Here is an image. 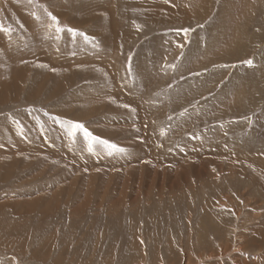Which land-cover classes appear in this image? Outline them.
<instances>
[{"label":"rangeland","instance_id":"obj_1","mask_svg":"<svg viewBox=\"0 0 264 264\" xmlns=\"http://www.w3.org/2000/svg\"><path fill=\"white\" fill-rule=\"evenodd\" d=\"M22 1L0 114L36 137L0 140V264H264V0Z\"/></svg>","mask_w":264,"mask_h":264},{"label":"bare ground","instance_id":"obj_2","mask_svg":"<svg viewBox=\"0 0 264 264\" xmlns=\"http://www.w3.org/2000/svg\"><path fill=\"white\" fill-rule=\"evenodd\" d=\"M0 1H1V4L4 5V7H7L9 5H14V6H11V7L9 6L10 12L14 16H16L17 18L23 19L20 7L24 8L25 4H27V3L23 2L22 0H0ZM86 1H83V4H85V5H82L78 12H77V9L75 7L72 9L71 12H72V16H73L74 19H78V15H79V17L83 20V11H84V9L86 10V15L84 17V20L87 19L89 16L91 18L92 11L90 10V8H89L88 4L86 3ZM209 1L210 0H208V2ZM70 2H72V1H70ZM208 2L206 1V4H208ZM31 11H33L32 7H27L25 9L26 13L27 12H31ZM32 17H33V15L29 16L30 23L26 26V30L24 31L25 34L27 35L28 38H31V37H33V38L34 37H36V38H38V37L45 38L47 36V33L44 30L46 25H44L43 23L35 20ZM101 17L104 19V15H101ZM170 18L171 17H168L167 19L169 20ZM49 34H51V32L48 33V35ZM54 35H56V34H54ZM65 35H67V34H65ZM56 37H57V35H56ZM16 40H17V38H16ZM60 41H61V39H60ZM56 42H59V39H57ZM0 43H3L5 45H7L6 48H9L10 44H14V43L17 44V42H11V38L9 37V34H7L4 30H0ZM0 45H2V44H0ZM8 52H11V51H7L6 53H8ZM8 54H10V53H8ZM30 63L31 64H27V65L34 66L36 68L37 67L43 68L42 60L40 58H34V59L31 60ZM47 68L48 67H47V64H46L44 69L47 71ZM58 69L59 68H57V70L53 69L54 70V72H53L54 77H61L62 76V73H61L62 69L61 68H60V70H58ZM11 74H12V76L10 75V78L11 77L12 78L8 79L9 81L7 80V81H4V82L0 83V107H2L3 103L8 102L9 100H13V95H16L17 94L16 92H19V85L17 83L19 82V80H21L20 78H22V73L21 72H18V73L16 72L14 75H13V73H11ZM33 84L34 85L31 86V88H30L31 90H29L30 92H35V89H34L35 88V84H36L35 79H34ZM31 95H33V97H34V93H31ZM20 116L22 118H25L24 114H20ZM7 117H8L7 115H3V117L0 119V140L1 139H8V138H11V137H15V135L21 136L23 138V140L21 139L22 141H24V138H26V140L27 139H31L32 140V138H30V137H36V133H35L36 127L33 126L30 122H28L27 124H29V125L26 124V126L28 128L29 133H32V134L24 133L21 129L16 127V125L14 123H12L11 120L9 118H7ZM55 125H57V126L53 127V131H55L57 135H60L61 132H62V135L64 134V137L68 141L67 144L69 146V147L68 146H66V147L71 148L72 145L80 143L81 140L78 139V138H75L72 134H70L67 131H65V129L62 128L63 125H61V124H55ZM22 144H24V143H22ZM15 148H17V147H15ZM23 149H25V147ZM22 151H24V150H22ZM68 152H69V150L67 151V154H68ZM69 156L70 155L68 154L67 156L64 155L63 157L67 158ZM263 234H264V232L262 230L255 232L254 236H257V237H255V239L262 238Z\"/></svg>","mask_w":264,"mask_h":264},{"label":"crops","instance_id":"obj_3","mask_svg":"<svg viewBox=\"0 0 264 264\" xmlns=\"http://www.w3.org/2000/svg\"><path fill=\"white\" fill-rule=\"evenodd\" d=\"M70 1H72V0H70ZM84 1H86V0H84ZM92 1H95V3H96V2H99L100 0H87L86 3H87V4H91ZM145 2H147V0H145ZM67 4H68V3H67ZM73 4H75V3H72V5H73ZM121 4H122V5H125L126 2H122ZM65 6H66V5H63V9H65ZM68 6H69V5H68ZM88 6H89V5H88ZM66 9H73V8H72V7H69V8L66 7ZM145 10H146L145 8L142 9V11H143L144 14H146V13H145ZM65 11H66V10H62L61 13H65ZM171 12H174L172 8H171ZM202 12H203V10H199V11H198L199 14H193L192 17H193V18H199V17L202 15ZM184 13H185V12H184ZM172 15H173V14H172ZM190 15H191V14H189V16H190ZM192 17H191V18H192ZM101 22H102V21L99 22V25L102 24ZM29 23H30V21H29V19H28L27 22L24 23L22 26H23V27H26ZM112 29H114V28H112ZM111 33H115V30H112ZM109 36H110V33L108 34V37H109ZM200 36H201V35H198V36H196V37H198V39H199ZM200 38H201V37H200ZM118 40H119V42H120V41H121V42H125V40H126L125 35H119L118 38L116 39V42H117ZM193 42H194V41H193ZM193 42L191 43V46H192ZM198 42H200V41H198ZM191 46H190V49L188 50V55H189V54H193V52L191 51ZM2 61H3V60H2V57H0V63H2ZM27 64H31V63L29 62V63H27ZM27 64H26V65H27ZM29 66H30V65H29ZM31 67H34V66H31ZM45 71H46V70H45ZM19 72L22 73V71H19ZM17 73H18V72H17ZM3 115H5V114H0V118H2ZM6 115H8L7 118H11L10 115H9V113H7ZM12 117H13V116H12Z\"/></svg>","mask_w":264,"mask_h":264},{"label":"snow or ice","instance_id":"obj_4","mask_svg":"<svg viewBox=\"0 0 264 264\" xmlns=\"http://www.w3.org/2000/svg\"><path fill=\"white\" fill-rule=\"evenodd\" d=\"M53 19L55 20L56 18L53 17ZM0 30H4V29L2 28V26H0ZM126 107H127V106H126ZM75 127H76L77 129H83V130L85 131V133H86L90 138H92V139H96V140H99V139H100V138H97V137H92V134L89 133L88 130L85 129L84 126H83L82 124L77 123V124L75 125ZM100 142H101L102 144L107 145L109 148H111V149H113V150H123V149H120L117 145L110 143L109 141L101 140Z\"/></svg>","mask_w":264,"mask_h":264}]
</instances>
